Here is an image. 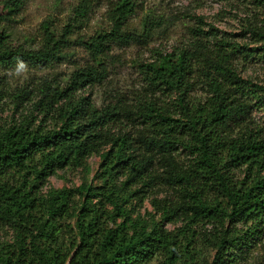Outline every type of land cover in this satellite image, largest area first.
<instances>
[{
  "label": "trees",
  "instance_id": "trees-1",
  "mask_svg": "<svg viewBox=\"0 0 264 264\" xmlns=\"http://www.w3.org/2000/svg\"><path fill=\"white\" fill-rule=\"evenodd\" d=\"M245 1L252 9L233 39L198 18L170 51L134 59L140 83L120 90L108 84L116 51L146 47L160 27L151 16L130 26L135 0L113 2L109 25L93 33L81 32L90 8L80 0L62 26L42 22L35 47L12 45L4 25L25 0H0V69L52 70L75 46L87 54L69 74L46 73L15 92L0 73V110L5 98L14 109L31 104L0 126V229L11 239L0 264L247 259L264 232V120L255 116L264 119V81L240 68L264 56V0ZM92 155L100 161L91 182L44 189L57 170L84 169Z\"/></svg>",
  "mask_w": 264,
  "mask_h": 264
},
{
  "label": "rangeland",
  "instance_id": "rangeland-1",
  "mask_svg": "<svg viewBox=\"0 0 264 264\" xmlns=\"http://www.w3.org/2000/svg\"><path fill=\"white\" fill-rule=\"evenodd\" d=\"M116 0H89L90 11L88 20L83 25L81 32L93 33L97 29L106 28L109 23L106 12L109 6ZM136 9L129 19L130 26H140L145 16L154 17L159 21L156 34L146 47L137 45L116 52L122 55L121 61L109 68V87L120 90H130L140 83V74L133 64L134 59H146L152 54V49L170 51L171 47L187 40V26H196L198 18L204 25L211 24L219 32L237 34L240 30L239 19L244 12H249L252 6L245 0H135ZM80 0H25L21 10L5 22V27L10 34V42L14 46L35 47L40 38L41 24L50 21L52 26L60 27L73 14L74 8ZM207 26V25H206ZM233 39V37L231 36ZM238 41V39H237ZM241 44L248 42L246 39L238 41ZM73 55L60 62L52 70H39L26 63H19L8 69H0L2 76H6L10 84V92H15L26 85L32 88L37 76L43 74L63 77L69 74L77 64L87 59V54L79 46H75ZM243 75L254 80L264 81V56L255 57L249 63L240 68ZM104 88L96 87L92 98L97 104L101 101V93ZM89 92H85L88 94ZM195 96H201V89L193 92ZM0 110V126H8L13 122H19L31 111L30 103H23L21 107L14 109L10 99L2 100ZM255 116L263 122V112L255 113ZM39 120H36V123ZM100 158L98 155L90 156L86 161V168L66 167L57 170L50 175L45 188L75 187L83 181L91 182L98 168ZM145 209H150L145 203ZM170 227V226H169ZM10 232L0 229V246L9 242ZM146 264H159L158 258H153ZM242 264H264V232L262 242L258 244L248 255Z\"/></svg>",
  "mask_w": 264,
  "mask_h": 264
}]
</instances>
